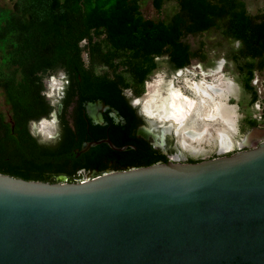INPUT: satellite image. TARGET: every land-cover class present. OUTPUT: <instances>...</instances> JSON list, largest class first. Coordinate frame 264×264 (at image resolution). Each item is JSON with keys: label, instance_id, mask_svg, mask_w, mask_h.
I'll return each mask as SVG.
<instances>
[{"label": "trees", "instance_id": "trees-1", "mask_svg": "<svg viewBox=\"0 0 264 264\" xmlns=\"http://www.w3.org/2000/svg\"><path fill=\"white\" fill-rule=\"evenodd\" d=\"M167 1L152 3L160 10ZM174 1L177 10L159 21L143 15L140 0H14L10 10L0 7V88L15 123L12 129L0 109V172L26 180L77 182L97 172L167 162L171 149L165 154L142 143L124 151L99 144L77 155L85 141V124L81 117L67 115L74 102L81 111L91 98H104L128 115L133 108L118 89L132 87L140 96L157 67L156 58L166 57L174 69L190 64L196 53L184 41L187 35L215 29L224 38L240 41L232 53L255 101L251 81L256 70H264V12L251 14L243 0ZM102 33L103 40H94ZM85 39L88 44L83 45ZM101 61L109 70L97 73ZM59 71L70 83L52 104L44 80ZM53 110L61 138L41 144L27 124Z\"/></svg>", "mask_w": 264, "mask_h": 264}, {"label": "water", "instance_id": "water-1", "mask_svg": "<svg viewBox=\"0 0 264 264\" xmlns=\"http://www.w3.org/2000/svg\"><path fill=\"white\" fill-rule=\"evenodd\" d=\"M102 143L136 148L102 139L78 153ZM176 155L77 182L0 172V264H264V140L198 162Z\"/></svg>", "mask_w": 264, "mask_h": 264}, {"label": "rangeland", "instance_id": "rangeland-1", "mask_svg": "<svg viewBox=\"0 0 264 264\" xmlns=\"http://www.w3.org/2000/svg\"><path fill=\"white\" fill-rule=\"evenodd\" d=\"M243 1L248 12L251 14L264 12V0ZM13 3L14 0H0V7L6 8L5 10L8 11L12 8ZM140 5L143 15L155 21L165 20L177 10V3L174 0L167 1L160 10H157L153 6L152 0H140ZM1 17H3V14ZM184 41L189 45L190 50L196 53V56L191 60L190 64L183 68L182 73H179L181 70L174 69L166 57L156 58L158 62L157 67L146 80L143 92L138 96L140 102L137 106L139 109H142V103L150 95H156L157 99L164 98L167 96L171 84L176 88H180L185 95L192 98H196L189 86L193 81L200 82L201 80H205L209 83L218 84L224 92L221 99L225 101L223 102L232 111L235 124V129L230 132V138L234 145L230 150L224 152V154L234 152L237 150L238 143L241 140H244L248 135H253L254 128H250L248 120H255L259 128L264 127V70H256L254 78L251 81V84L257 91V99L252 101L253 93L248 91L243 85L244 75L238 70L239 63L228 57L230 54L232 55L233 50H236L240 46L236 44L238 40L224 38L219 31L211 29L201 34L187 35ZM60 72L63 71L51 74L44 80L46 96L54 104H56L59 96H61L60 93L65 85L60 78ZM53 86L56 87L53 88ZM57 95L59 96L57 97ZM0 104L3 110L6 111L5 99L1 90ZM46 118L51 120V118ZM149 118L147 116V120L151 122ZM218 123L221 122L218 121ZM164 124H166L165 121H158L156 124L159 128L158 130ZM222 125L220 124L214 127L218 129L222 128ZM201 127L202 125L198 128ZM172 132L170 131V133L164 136V140L167 141L169 149L172 150L171 156L179 153L181 159L200 157L201 159H206L216 156L219 152L216 142L211 144L204 142L211 134L206 136L207 138L202 141L203 143L201 142L202 146H206V149L203 152L195 153L196 151L194 150L192 152L187 149H181L177 145L178 137ZM216 132L217 130H215V134ZM255 136L260 140L261 134H256ZM255 145L257 143L252 142L251 146L253 147Z\"/></svg>", "mask_w": 264, "mask_h": 264}, {"label": "bare ground", "instance_id": "bare-ground-1", "mask_svg": "<svg viewBox=\"0 0 264 264\" xmlns=\"http://www.w3.org/2000/svg\"><path fill=\"white\" fill-rule=\"evenodd\" d=\"M182 72L183 70L179 73ZM189 86L196 98L185 95L180 88L171 84L168 94L164 98L157 99L156 95L146 98L142 103L143 111L153 122H166L161 128L163 135L173 131L175 124V133L182 134L183 140L186 141L183 146L189 145L196 152L198 148L194 143L201 144L207 135H212L211 128L215 129L213 125L220 121L219 124H223V127L215 129L217 130L215 135L219 152L230 150L234 145L230 138V132L235 129V124L232 111L221 99L224 95L223 89L218 84L205 80L193 81ZM201 125L202 127L198 128ZM241 143L239 142L238 145L240 146ZM176 157L178 156L176 155Z\"/></svg>", "mask_w": 264, "mask_h": 264}, {"label": "flooded vegetation", "instance_id": "flooded-vegetation-1", "mask_svg": "<svg viewBox=\"0 0 264 264\" xmlns=\"http://www.w3.org/2000/svg\"><path fill=\"white\" fill-rule=\"evenodd\" d=\"M94 40H103V33L97 34L94 37ZM83 45L88 44V40L82 41ZM99 56V55H98ZM230 59L235 60L232 55L230 54ZM84 58L87 60L89 59V53L86 52L84 54ZM184 67L176 68L178 70H184ZM106 69H108V66L103 65V61L101 63L96 64L95 71L97 73H103ZM109 70V69H108ZM67 77V75H66ZM68 79V77H67ZM56 86H53L55 88ZM67 85H64L63 90L61 91V95L64 94V91L66 89ZM0 90L3 93V90L0 88ZM120 95H122L129 106L133 108L132 111H129L128 115H124L121 109H119L117 106L113 105L112 103L107 102L104 98H91L90 100H87L84 103L83 109L76 110L75 106L76 103L74 102L69 110H68V117H72V114H74L75 117H81L82 121L85 124V142L87 141H94V140H102V139H110L113 141V143L120 142L123 145H136L137 143L146 144L149 146H153L155 148L160 149L163 153L168 154L169 147L167 144V141H162L160 137L156 138V130L154 127L150 124V122L147 120V115L142 109L138 108V96L134 95V90L132 87H120L119 89ZM59 95H57L58 97ZM60 97V96H59ZM75 99L77 100L78 97L76 96ZM99 102V104H103L102 106L97 104L96 106H93L92 108H89V103H95ZM54 104L53 102H51ZM6 105V103H5ZM0 109L3 111L5 120L8 121L11 124L12 129L15 127V123L11 119V111L9 106L6 105V111L3 110L1 104ZM55 113L57 115V111L54 112V110L48 115V118L52 119V114ZM71 122L72 120L69 119ZM74 120V119H73ZM5 121V122H6ZM39 120L36 122L38 123ZM59 121V118H58ZM252 119L248 120V125L250 128H254L253 135H249L244 140H241L240 142L242 146H237V149L239 148H249L252 147V142L259 143L262 140H264V127L259 128L258 124L251 125ZM27 127L30 130V123L27 124ZM256 134H261L260 140L255 136ZM82 143V144H83ZM106 144V143H102ZM107 145V144H106ZM82 146V145H81ZM81 148V147H80ZM80 148H77V155L83 154L78 153V150ZM90 150V149H89ZM88 150V151H89ZM86 153V152H85ZM224 153V152H223ZM169 159L178 158L176 155L171 156V154L168 155ZM201 158V157H200ZM189 158L182 159V160H188ZM197 159V158H196ZM101 174V173H100ZM98 175L97 173H94L93 176ZM92 175H86V178L91 177Z\"/></svg>", "mask_w": 264, "mask_h": 264}, {"label": "clouds", "instance_id": "clouds-1", "mask_svg": "<svg viewBox=\"0 0 264 264\" xmlns=\"http://www.w3.org/2000/svg\"><path fill=\"white\" fill-rule=\"evenodd\" d=\"M237 46L241 44L240 41L236 42ZM61 80L65 85H68L70 82L68 81L66 74L64 72L59 73ZM259 107V105H257ZM30 134L34 137H38V142L41 144H49L58 142L61 138V130L59 129V121L58 117L55 113L52 114V119H42L38 124L36 121H30ZM176 125L173 126V131H175ZM178 137L181 140V144L186 143L183 140L182 134L177 133Z\"/></svg>", "mask_w": 264, "mask_h": 264}, {"label": "built area", "instance_id": "built-area-1", "mask_svg": "<svg viewBox=\"0 0 264 264\" xmlns=\"http://www.w3.org/2000/svg\"><path fill=\"white\" fill-rule=\"evenodd\" d=\"M84 180V179H83Z\"/></svg>", "mask_w": 264, "mask_h": 264}]
</instances>
